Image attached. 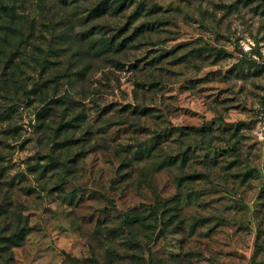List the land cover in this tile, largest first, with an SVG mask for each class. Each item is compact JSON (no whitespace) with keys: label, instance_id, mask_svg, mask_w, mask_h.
I'll return each instance as SVG.
<instances>
[{"label":"rangeland","instance_id":"374dc122","mask_svg":"<svg viewBox=\"0 0 264 264\" xmlns=\"http://www.w3.org/2000/svg\"><path fill=\"white\" fill-rule=\"evenodd\" d=\"M13 211L11 264H264V0H0Z\"/></svg>","mask_w":264,"mask_h":264},{"label":"trees","instance_id":"16d2710c","mask_svg":"<svg viewBox=\"0 0 264 264\" xmlns=\"http://www.w3.org/2000/svg\"><path fill=\"white\" fill-rule=\"evenodd\" d=\"M98 8L105 9V5L100 4ZM42 50V48H40ZM46 59L40 63V65H45ZM4 216V222L7 227L0 230V264H11L12 262V252H9V244L2 243L1 240L6 239L15 245H18L20 241L24 239V236L29 231V225L27 224V219L15 211H13V219L10 223L9 216L2 214ZM12 218V217H11Z\"/></svg>","mask_w":264,"mask_h":264}]
</instances>
